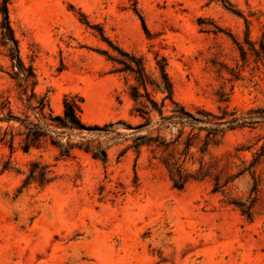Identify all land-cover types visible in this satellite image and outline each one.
I'll return each mask as SVG.
<instances>
[{"label": "rangeland", "instance_id": "1", "mask_svg": "<svg viewBox=\"0 0 264 264\" xmlns=\"http://www.w3.org/2000/svg\"><path fill=\"white\" fill-rule=\"evenodd\" d=\"M7 14L37 98L55 115L65 97L80 98L83 123L103 130L73 139L94 140L107 157L0 142V264H264V0H7ZM125 54L142 61L164 116L175 103L213 122L234 112L253 123L220 125L207 147L214 126L200 123L189 150L191 128L180 139L175 128L157 132L156 113L135 129L144 120L130 98L138 83L118 72ZM158 63L171 100L157 87ZM11 73L0 31V107L7 99L21 116L29 105ZM157 136L170 145L149 142ZM31 163L52 182L26 185ZM174 163L188 179L182 189L168 173ZM252 199L247 218L236 204Z\"/></svg>", "mask_w": 264, "mask_h": 264}, {"label": "trees", "instance_id": "2", "mask_svg": "<svg viewBox=\"0 0 264 264\" xmlns=\"http://www.w3.org/2000/svg\"><path fill=\"white\" fill-rule=\"evenodd\" d=\"M0 13L3 17L0 24L1 43L2 46L7 49L8 58L11 63L12 73L9 74V76L12 80L18 82L17 86L20 89L19 95H24L26 98L25 101L29 105L27 107V112L21 114V116H16L10 109V102L7 99L1 102L0 131H3V133L1 134L0 142L8 140L6 141L8 147L10 150H13V145L18 139L21 150L27 153L30 149H39L43 143L49 141L53 147L58 149L61 157L68 158L74 150H79L91 154L93 159L105 161L107 157L106 151L100 147L99 143H95L94 140L74 141L73 139L75 136L85 131L93 132L103 130V128L98 126H87L83 123L81 119L82 100L80 98L65 97L62 101V112L59 115H55L52 110L48 108L44 98H37L34 92L36 86L34 71L31 66L25 67L20 59L17 41L9 25L7 0H2ZM125 57L128 62H118L123 66L118 72L132 75L134 80L138 83L137 86H132L130 88V98L135 104L134 112H136L138 117L144 120V123L137 126L135 129L150 126L152 115L156 113L159 117L158 121L155 122L157 132L162 129L175 128L178 131L177 139H180L184 134V129L186 127L191 128V132L185 142V150H189L190 145L188 141L191 138L190 135L194 128L200 123L214 126V129L206 130V140L203 144L205 147L208 146L210 140L222 133L218 128L220 125L225 124L229 130H233L238 126L244 127V125L253 123L252 118H248V121L251 122H246L245 118H236L234 112L228 114L232 117L229 121L213 122L215 118L204 110H196L194 115L187 112L183 107H178L175 103L173 104L176 110L171 111V115L164 116V103L159 106L151 98L147 90L148 82L142 61L126 54ZM158 68L161 81L157 87L167 94V99L171 100L172 89L167 75L165 74V65L158 63ZM32 101H36V106L31 105ZM28 111H30L31 114H29ZM257 112L259 115L261 114L258 119L264 120V111L260 110ZM223 114L225 116L227 115L226 112H223ZM210 117L212 119H209ZM2 125H5V128H3ZM201 130L202 129H200L199 132H201ZM149 142H158V147H168L170 145L164 143L159 136L150 138ZM204 151L205 150H200V152ZM30 166L31 168L24 182L26 185L35 183L42 187L52 182V179L49 177L50 171L47 170V166H43L40 163H31ZM167 169L173 187L182 189L188 179L182 174L180 166H176L174 163L170 167L168 166ZM206 176L207 174L202 176L198 175L196 178L200 177L203 179ZM254 202L255 199H252L248 204H236V206L241 210L242 215L250 218Z\"/></svg>", "mask_w": 264, "mask_h": 264}]
</instances>
